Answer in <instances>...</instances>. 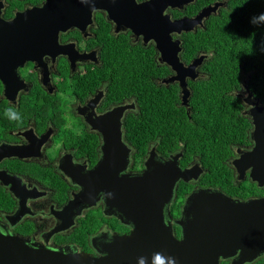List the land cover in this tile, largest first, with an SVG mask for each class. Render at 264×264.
Returning <instances> with one entry per match:
<instances>
[{
  "label": "flooded vegetation",
  "instance_id": "flooded-vegetation-1",
  "mask_svg": "<svg viewBox=\"0 0 264 264\" xmlns=\"http://www.w3.org/2000/svg\"><path fill=\"white\" fill-rule=\"evenodd\" d=\"M219 2L223 5L190 31H172L173 21L194 19ZM225 2L0 0L2 232L47 248L99 255L94 239L105 233L129 234L132 226L106 212L104 191L92 205H73L71 212H65L84 189L77 180L87 178L94 190L122 174H140L153 152L157 159L172 157L182 170H192L188 181L178 180L169 207L178 238L182 229L176 221L194 190L218 189L243 202L264 197V156L252 154L257 146L255 122L264 119V96L248 86L252 78L248 73L230 92L238 99L234 117L240 135L224 160L232 188L207 185L203 178L207 167L198 154L188 159L183 143L164 155L157 138L143 153L142 130L136 136L130 132L132 126L143 124L144 91L159 103L160 95L171 99L174 126L209 118L207 105L201 106L199 99L206 94L200 87L210 80L213 51L201 50L190 57L185 43L187 36L206 30L208 20L227 7ZM172 42L178 43L172 47ZM147 85L152 86L145 89ZM8 109L19 119L7 115ZM128 150L129 161L124 163ZM105 156L112 160L98 174ZM182 183L188 186L180 188ZM247 234L251 246V223ZM235 259L224 258L220 264H233ZM237 261L264 264V252Z\"/></svg>",
  "mask_w": 264,
  "mask_h": 264
},
{
  "label": "water",
  "instance_id": "water-1",
  "mask_svg": "<svg viewBox=\"0 0 264 264\" xmlns=\"http://www.w3.org/2000/svg\"><path fill=\"white\" fill-rule=\"evenodd\" d=\"M220 5L223 2L204 8L194 19L173 21L172 31H190ZM69 7L73 10V4ZM177 43L172 42V47ZM160 49L163 55H168L163 46ZM172 63L179 60L172 59ZM255 125L257 146L252 154L264 156V119ZM129 151L123 156L124 163L129 161ZM111 160L105 156L97 173H102ZM114 173L118 175L117 171ZM191 175L192 170H182L172 157L157 159L153 152L140 174H122L105 185H97L94 190L87 178L77 180L84 189L65 212H71L73 205H92L99 192L104 191L106 212L116 213L130 224L131 232L105 233L94 239L93 245L100 253L95 256L75 248H47L0 230V264H220L221 259L228 257H235L233 264H237V258L241 263L263 253L264 197L243 202L218 189L194 190L186 198L176 221L182 229L181 238L176 237L169 207L178 180L188 181ZM250 223L251 246L247 234Z\"/></svg>",
  "mask_w": 264,
  "mask_h": 264
},
{
  "label": "trees",
  "instance_id": "trees-1",
  "mask_svg": "<svg viewBox=\"0 0 264 264\" xmlns=\"http://www.w3.org/2000/svg\"><path fill=\"white\" fill-rule=\"evenodd\" d=\"M185 48L190 57L201 50L213 51L208 64L210 80L200 87L206 94L199 99L201 106L207 105L209 118L195 125L174 126L172 106H168L171 99L160 95L159 103L144 91L143 124L132 126L130 132L136 136L142 130L143 153L148 142L157 138L158 150L164 155L183 143L188 159L198 154L207 167L203 176L207 185L232 188V176L224 160L231 155V146L240 135L234 117L238 99L230 92L239 87L242 74L248 73L252 75L248 86L264 96V0H228L220 15L208 20L206 30L186 37ZM183 186L188 184L182 183L180 188ZM181 195L179 190V198Z\"/></svg>",
  "mask_w": 264,
  "mask_h": 264
},
{
  "label": "clouds",
  "instance_id": "clouds-1",
  "mask_svg": "<svg viewBox=\"0 0 264 264\" xmlns=\"http://www.w3.org/2000/svg\"><path fill=\"white\" fill-rule=\"evenodd\" d=\"M6 114L9 115L12 119H19V115L14 113L11 109H8ZM157 260H159V257H157Z\"/></svg>",
  "mask_w": 264,
  "mask_h": 264
}]
</instances>
